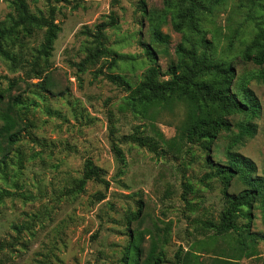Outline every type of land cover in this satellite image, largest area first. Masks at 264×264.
Instances as JSON below:
<instances>
[{
    "label": "rangeland",
    "instance_id": "rangeland-1",
    "mask_svg": "<svg viewBox=\"0 0 264 264\" xmlns=\"http://www.w3.org/2000/svg\"><path fill=\"white\" fill-rule=\"evenodd\" d=\"M28 2L32 11L47 13L46 0ZM205 2L212 8L197 11L199 32H193L176 30L165 0H51L62 30L44 80L30 78V68L22 64L14 69L0 55V89L5 93L0 130L6 113L14 124L0 136L8 155L0 173V194H5L0 243L6 245L0 247V264H133L128 258L133 244L142 249L136 264H177L180 259L189 264H264V239L253 243L249 256L239 244L243 237L250 243L245 232L216 235L196 229V220L219 221L227 207L224 185L209 162L227 161L230 132H222L209 150L199 140L184 144L181 152L169 149L170 139L187 123V104L135 113L122 107L131 90L106 76L121 75L135 88L152 64L147 44L163 71L177 61L180 43H196L200 51L212 47L218 58L235 65L233 87L245 82L260 99L258 132L238 151L255 161L257 174L264 176V83L255 77L261 67L241 57L255 34L254 22L264 19V0ZM11 11L9 0H0V21ZM112 16L118 23L107 28L104 42L116 51L117 61L101 56L81 71L77 63L99 45L96 25ZM156 26L167 41L155 39ZM43 37L44 29L37 30L17 46L29 61L24 63L32 61ZM111 120L124 163L113 149ZM10 133L17 134L15 142H9ZM132 133L161 137L164 150L156 153L122 140ZM88 159L104 169L109 184L90 179L78 192L75 185ZM187 184L191 190L185 193ZM243 188L236 178L229 192ZM140 209V217L131 221ZM254 215L251 231L264 234L261 202ZM247 222L245 217L238 220L239 225Z\"/></svg>",
    "mask_w": 264,
    "mask_h": 264
},
{
    "label": "trees",
    "instance_id": "trees-1",
    "mask_svg": "<svg viewBox=\"0 0 264 264\" xmlns=\"http://www.w3.org/2000/svg\"><path fill=\"white\" fill-rule=\"evenodd\" d=\"M46 1L49 7L47 13H44L32 11L28 0H9L12 11L0 21V55L10 61L14 69L21 64L25 68L29 67L30 78H45L44 73L48 70L47 67L53 55L55 41L62 30L60 22L56 21L57 7L51 3V0ZM165 4L172 14L173 25L178 31L187 29L199 32L200 18L197 16V11L212 8L205 0H165ZM117 23V18L112 16L109 21H102L96 25L94 36L99 45L95 50L88 49L87 57L82 62L77 63L81 71L85 70L87 63L101 56L111 57L114 62L117 61L116 51L106 46L104 42L107 28ZM254 24L255 34L243 50L241 57L244 61L252 62L261 67L255 77L264 83V19L258 18ZM40 29H44L43 40L35 49L32 61L24 63V61H29L17 51V46ZM154 37L160 42H165L168 39V35L164 34L158 26L154 28ZM144 48L146 56L152 64L135 88L131 89L128 80L121 75L106 74L112 82L127 86L131 90L127 97V105L122 107H129L135 113H147L152 106L166 107L175 102H185L188 106L187 123L183 128L178 129V135L171 138L167 145L169 149L176 152H181L184 144L193 143L196 140L202 141L205 148L209 150L222 132H230V141L226 149L227 161L225 163H213L210 158L208 159L211 160L210 165L216 167L215 177L224 185L227 207L219 221L196 220V229L200 230L201 233L213 231L216 235L232 232H238L241 235L242 232H245L251 237L250 243H247L243 237L239 240V244L243 250H249V256L253 255L255 247L253 243L258 239H264V234L251 231V224L255 217V204L261 202L264 210V176L257 174L255 161L239 152L238 147L254 138L258 132L256 119L261 116L262 112L259 97L245 82H242L237 89L233 87L237 74L235 65L232 61L218 58L212 47L207 46L200 51L196 43H192L191 47H186L180 43L176 47L177 61L171 63L165 71L159 65L155 49L150 44L144 45ZM13 85L14 82L10 84V88ZM4 96V91L0 89V102L3 101ZM235 116H243L244 118L234 121L232 117ZM2 119L5 124L0 130V136L4 132H10L14 126L9 113L4 114ZM110 135L114 152L118 159L124 163V153L114 138L113 122ZM16 137V133H10L9 142H15ZM122 140L135 142L139 146L147 147L156 153L164 150L163 145H161V137L157 139L149 135L132 133L124 135ZM3 150L4 147L0 141V155L2 156L0 157V173L4 170L8 157L7 154L3 153ZM104 173V169L88 159L85 163L83 177L75 185L76 190L78 192L83 191L90 179L101 180L108 185L109 181L103 177ZM236 178L242 180L245 188L238 193H230L229 188ZM189 190H191V186L187 184L185 193ZM4 196V193L0 194V203ZM184 199H187L186 195H184ZM140 213L141 209L132 213L130 220L138 219ZM240 217L247 218L248 222L245 225H239ZM5 246L0 243V247L5 248ZM131 252L133 254L129 255L128 258L131 257L133 264H136L134 261H138L142 255V249L138 244H133ZM177 264H189V262L180 259Z\"/></svg>",
    "mask_w": 264,
    "mask_h": 264
}]
</instances>
